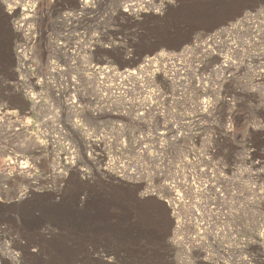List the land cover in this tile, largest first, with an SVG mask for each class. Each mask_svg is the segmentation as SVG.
<instances>
[{"label":"rangeland","instance_id":"1","mask_svg":"<svg viewBox=\"0 0 264 264\" xmlns=\"http://www.w3.org/2000/svg\"><path fill=\"white\" fill-rule=\"evenodd\" d=\"M0 264H264V0H0Z\"/></svg>","mask_w":264,"mask_h":264},{"label":"bare ground","instance_id":"2","mask_svg":"<svg viewBox=\"0 0 264 264\" xmlns=\"http://www.w3.org/2000/svg\"><path fill=\"white\" fill-rule=\"evenodd\" d=\"M149 61L148 60H143V64H144V67H149ZM141 65V64H140ZM143 67V68H144ZM96 70V68H94L93 69V71H95ZM102 71V73H104L105 75H109V74H111V75H115V74H117V73H115V71H114V68L113 69H111L110 67H104V69H102L101 70ZM137 71H138V69H137ZM121 76L120 75H118V77L119 78H121V79H125V77H135V74H134V72H131V71H128V70H123L122 72H121ZM123 76V77H122ZM105 82V81H104ZM56 215H59V214H56ZM61 216V215H60ZM19 218V217H18ZM19 220H20V218H19ZM62 245V244H61ZM63 245H67V243L66 242H64L63 243ZM63 249V251H66V249L67 248H65V247H63L62 248Z\"/></svg>","mask_w":264,"mask_h":264}]
</instances>
